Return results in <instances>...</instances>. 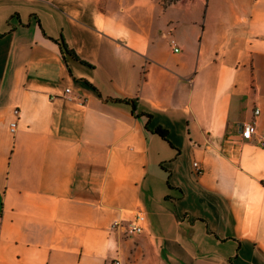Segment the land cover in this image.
I'll return each instance as SVG.
<instances>
[{
  "label": "crops",
  "instance_id": "crops-1",
  "mask_svg": "<svg viewBox=\"0 0 264 264\" xmlns=\"http://www.w3.org/2000/svg\"><path fill=\"white\" fill-rule=\"evenodd\" d=\"M255 109L264 0H0V264H264Z\"/></svg>",
  "mask_w": 264,
  "mask_h": 264
},
{
  "label": "built area",
  "instance_id": "built-area-1",
  "mask_svg": "<svg viewBox=\"0 0 264 264\" xmlns=\"http://www.w3.org/2000/svg\"><path fill=\"white\" fill-rule=\"evenodd\" d=\"M172 48L175 53L179 52L178 46L172 41ZM69 92V91H67ZM260 116V110L255 109L253 112V119L249 122L239 125V133L241 137L246 141H253L259 147L264 148V134H261L258 130L257 118ZM16 125L11 126V131L14 133ZM198 175L202 173L201 168L197 163L194 164ZM146 217L144 214H138L135 219L128 225L127 233L129 236L141 235L145 231ZM111 264H120L119 260L113 261Z\"/></svg>",
  "mask_w": 264,
  "mask_h": 264
},
{
  "label": "trees",
  "instance_id": "trees-1",
  "mask_svg": "<svg viewBox=\"0 0 264 264\" xmlns=\"http://www.w3.org/2000/svg\"><path fill=\"white\" fill-rule=\"evenodd\" d=\"M178 1H179V0H173L170 4H172V3H176V2H178ZM170 4H169V5H170ZM59 45H60V47H61V50H62L65 54L69 55L70 57H72L73 59H75V60L78 61V62H82V61H80V59H79V57L76 55V53L68 48V46L64 43L63 40L59 43ZM82 63H83V62H82ZM83 64H84V63H83ZM86 85H87L88 87H90L91 89H93L94 91H96V90H95L90 84L86 83ZM109 102H111V103L114 104V105H119V106L128 107V108L131 109V112H132L134 115H136L137 117H141V115L137 114V101H136V100H127V99H125V100H117V99H116V100H115V99H111V100H109ZM156 132L159 133L162 137H165V134H164L160 129H158Z\"/></svg>",
  "mask_w": 264,
  "mask_h": 264
},
{
  "label": "rangeland",
  "instance_id": "rangeland-1",
  "mask_svg": "<svg viewBox=\"0 0 264 264\" xmlns=\"http://www.w3.org/2000/svg\"><path fill=\"white\" fill-rule=\"evenodd\" d=\"M165 5L170 4L173 0H161Z\"/></svg>",
  "mask_w": 264,
  "mask_h": 264
}]
</instances>
